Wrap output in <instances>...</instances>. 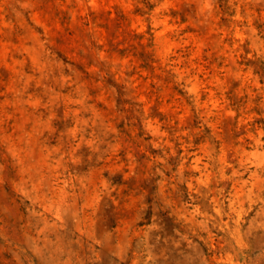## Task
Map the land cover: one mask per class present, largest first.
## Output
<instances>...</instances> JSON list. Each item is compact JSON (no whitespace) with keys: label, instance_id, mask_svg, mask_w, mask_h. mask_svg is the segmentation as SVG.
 Here are the masks:
<instances>
[{"label":"rangeland","instance_id":"374dc122","mask_svg":"<svg viewBox=\"0 0 264 264\" xmlns=\"http://www.w3.org/2000/svg\"><path fill=\"white\" fill-rule=\"evenodd\" d=\"M0 264H264V0H0Z\"/></svg>","mask_w":264,"mask_h":264}]
</instances>
